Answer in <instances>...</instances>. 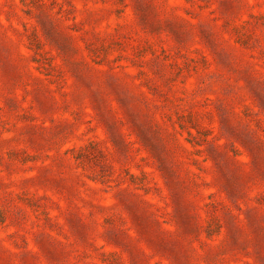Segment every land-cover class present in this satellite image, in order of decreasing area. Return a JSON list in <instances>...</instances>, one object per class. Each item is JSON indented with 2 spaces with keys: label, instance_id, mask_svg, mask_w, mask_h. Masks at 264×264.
Here are the masks:
<instances>
[{
  "label": "rangeland",
  "instance_id": "obj_1",
  "mask_svg": "<svg viewBox=\"0 0 264 264\" xmlns=\"http://www.w3.org/2000/svg\"><path fill=\"white\" fill-rule=\"evenodd\" d=\"M0 264H264V0H0Z\"/></svg>",
  "mask_w": 264,
  "mask_h": 264
}]
</instances>
